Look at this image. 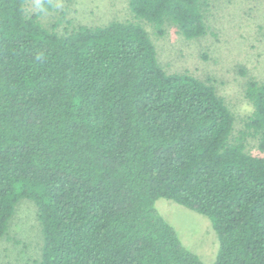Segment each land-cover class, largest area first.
I'll return each mask as SVG.
<instances>
[{
  "label": "trees",
  "instance_id": "1",
  "mask_svg": "<svg viewBox=\"0 0 264 264\" xmlns=\"http://www.w3.org/2000/svg\"><path fill=\"white\" fill-rule=\"evenodd\" d=\"M29 0H0V239L21 200L38 208V264H206L155 208L174 201L211 219V264H264V85L235 117L214 86L168 74L138 23L60 35ZM212 0H130L159 36L207 34ZM51 9V2L43 3Z\"/></svg>",
  "mask_w": 264,
  "mask_h": 264
},
{
  "label": "rangeland",
  "instance_id": "2",
  "mask_svg": "<svg viewBox=\"0 0 264 264\" xmlns=\"http://www.w3.org/2000/svg\"><path fill=\"white\" fill-rule=\"evenodd\" d=\"M45 2H51L52 8L44 7ZM26 14H40L41 23L60 35L79 26H104L112 21L141 24L162 68L168 74H189L214 86L234 114V135L246 130L254 111L248 85L251 81L264 85V0H212L204 14L207 34L193 40L169 24L159 36L152 25L136 17L130 0H29ZM258 144V139L248 137L247 151L264 157ZM155 208L188 250L206 264L217 260L220 240L209 217L166 199L158 200ZM42 247L38 208L30 200H21L7 234L0 239V264H38Z\"/></svg>",
  "mask_w": 264,
  "mask_h": 264
},
{
  "label": "clouds",
  "instance_id": "3",
  "mask_svg": "<svg viewBox=\"0 0 264 264\" xmlns=\"http://www.w3.org/2000/svg\"><path fill=\"white\" fill-rule=\"evenodd\" d=\"M244 108H245V110H250V106H248V105H245Z\"/></svg>",
  "mask_w": 264,
  "mask_h": 264
}]
</instances>
